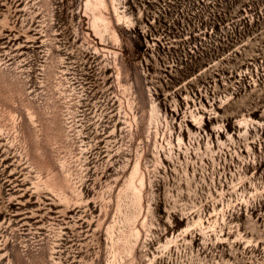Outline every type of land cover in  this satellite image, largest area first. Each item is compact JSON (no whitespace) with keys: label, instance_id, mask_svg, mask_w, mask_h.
<instances>
[{"label":"rangeland","instance_id":"obj_1","mask_svg":"<svg viewBox=\"0 0 264 264\" xmlns=\"http://www.w3.org/2000/svg\"><path fill=\"white\" fill-rule=\"evenodd\" d=\"M0 264H264V0H0Z\"/></svg>","mask_w":264,"mask_h":264}]
</instances>
